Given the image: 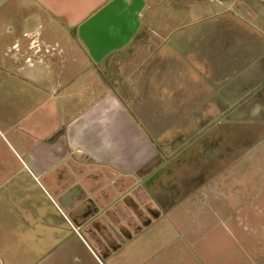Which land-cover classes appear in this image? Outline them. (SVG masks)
<instances>
[{
  "label": "crops",
  "instance_id": "1",
  "mask_svg": "<svg viewBox=\"0 0 264 264\" xmlns=\"http://www.w3.org/2000/svg\"><path fill=\"white\" fill-rule=\"evenodd\" d=\"M263 133L264 0H0V264H192L165 214L110 251L78 203Z\"/></svg>",
  "mask_w": 264,
  "mask_h": 264
},
{
  "label": "rangeland",
  "instance_id": "2",
  "mask_svg": "<svg viewBox=\"0 0 264 264\" xmlns=\"http://www.w3.org/2000/svg\"><path fill=\"white\" fill-rule=\"evenodd\" d=\"M2 96L13 100L14 92L5 91ZM238 146L240 150L227 162H221L206 175L204 184L199 182L187 188L183 200L173 206L175 196L171 198V193L170 201L163 211L160 209L161 213L159 211L165 214L164 220H170L174 230L180 232L183 244L177 251L181 254V249L184 250L188 255L184 260L191 258L192 264H264V133ZM166 155L172 154L166 152ZM175 164L161 169L150 180L156 178L164 182L166 174L168 183H174L169 172L177 177ZM150 170L154 172V168ZM149 205L155 207L153 202ZM152 235L149 233L145 238L147 244L152 242ZM139 240L135 237L128 249H136L135 242ZM174 257L167 262L179 258Z\"/></svg>",
  "mask_w": 264,
  "mask_h": 264
},
{
  "label": "flooded vegetation",
  "instance_id": "3",
  "mask_svg": "<svg viewBox=\"0 0 264 264\" xmlns=\"http://www.w3.org/2000/svg\"><path fill=\"white\" fill-rule=\"evenodd\" d=\"M235 137V134H232L230 137L232 144L231 146L224 144V142L220 143V141H216L215 144L209 147L205 146L204 151L201 154L196 155V157H194L192 160V166H190V170H183L181 166H179L176 173L177 177L174 175V173L171 174V177L173 180H175V183L170 184L169 187L166 188L167 192L164 193L165 195L163 194V191H161V193L155 194L149 192L147 190L148 184H145V181L136 182L102 205H100L96 199L85 198L80 203H78V206L81 207V215L79 216V220L73 219V222L82 228L84 234L91 242H93V244L103 248L104 243L95 235L93 228L98 229L102 234V224L105 222L102 217H104L107 219L105 225L109 227L113 236L119 239V241L122 240L114 226L131 215L130 212L124 208V204L121 201L124 196L132 195L142 206V208L146 206V213L141 211L138 212L136 222L130 220V224L133 226V229L138 230L140 226H148L151 221L155 220L156 217L160 215V209L163 210V207L170 201L167 198L168 195L172 193L171 198L172 196H175V200H171V206H173L174 203L179 202V200H183V194L188 191L187 188H192V186L197 185L200 181L204 180L208 173H210L214 168H217L221 162H227L231 156L236 153L239 147V144L237 143L241 139H238L236 142L234 140ZM189 156L188 157L191 158V155ZM154 180L157 179L154 178ZM149 202H153L155 207L149 205ZM148 215L152 218L151 220ZM103 234L106 236L105 239L107 242H113L112 238L108 236L106 231H104Z\"/></svg>",
  "mask_w": 264,
  "mask_h": 264
},
{
  "label": "water",
  "instance_id": "4",
  "mask_svg": "<svg viewBox=\"0 0 264 264\" xmlns=\"http://www.w3.org/2000/svg\"><path fill=\"white\" fill-rule=\"evenodd\" d=\"M72 193L67 195V197L69 199H70V196L72 195ZM121 201L125 205V207L128 209V211L130 212L131 215L128 218H126L125 220L120 221L119 223H117L114 227H115V230L121 236V238H123L124 240H129L130 238H132V236L134 234H137L138 231L142 230V228L144 227V226H140L138 230H135V229H133V226L130 224V220H133V221L136 222L137 221V217H138V212L141 211V212L146 213V208L145 207L142 208L141 205L135 200V198L132 195L124 196L121 199ZM57 202L60 203V206H62V208L64 207V203L62 201H57ZM72 208H74V205H72ZM148 217H149V215H148ZM150 220H151V218H150ZM74 225H76V224L74 223ZM93 230L95 231V235L100 240H102V242L104 243V246H107V248L109 250L110 249L109 248L110 245L108 244L107 240L105 239L106 236L103 234V232L106 231L108 236H110L112 238L113 242H115V240H114L113 234L111 233V231L108 228V226H106L104 223L102 224V231H101L102 234L95 228H93ZM116 247L117 246H114L112 249H110V251L111 250L115 251Z\"/></svg>",
  "mask_w": 264,
  "mask_h": 264
}]
</instances>
